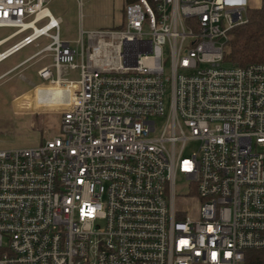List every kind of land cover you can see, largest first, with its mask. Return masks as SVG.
<instances>
[{"label":"built area","instance_id":"1","mask_svg":"<svg viewBox=\"0 0 264 264\" xmlns=\"http://www.w3.org/2000/svg\"><path fill=\"white\" fill-rule=\"evenodd\" d=\"M50 1L0 0V47L22 35L0 62L45 38L30 105L61 128L0 148V264H245L264 247V62L224 49L250 1L128 2L79 49Z\"/></svg>","mask_w":264,"mask_h":264},{"label":"rangeland","instance_id":"2","mask_svg":"<svg viewBox=\"0 0 264 264\" xmlns=\"http://www.w3.org/2000/svg\"><path fill=\"white\" fill-rule=\"evenodd\" d=\"M126 4V0H51L48 7L55 17L61 18V39L69 40L74 49H79L76 42L81 37L82 29L86 31L84 38L88 42V31L120 27ZM14 31V27H0V38ZM21 37L12 39L0 50ZM46 43L43 38L39 45H27L0 63V75L11 70L0 78L1 149L34 147L60 135V115L34 113L30 105L29 92L32 85L40 83L38 70L48 60L45 52L32 56ZM53 72L56 74V68H53ZM196 149L197 144L191 142L185 152L192 153ZM179 184L183 191L188 190L184 182L179 181Z\"/></svg>","mask_w":264,"mask_h":264},{"label":"trees","instance_id":"3","mask_svg":"<svg viewBox=\"0 0 264 264\" xmlns=\"http://www.w3.org/2000/svg\"><path fill=\"white\" fill-rule=\"evenodd\" d=\"M136 0H126L133 2ZM248 20L231 31L224 49V60L233 66L264 62V0L259 7H248ZM245 264H264V247L246 252Z\"/></svg>","mask_w":264,"mask_h":264},{"label":"crops","instance_id":"4","mask_svg":"<svg viewBox=\"0 0 264 264\" xmlns=\"http://www.w3.org/2000/svg\"><path fill=\"white\" fill-rule=\"evenodd\" d=\"M250 2H249V6L250 7H259V6H261L262 5V2H263V0H249ZM122 24V23H121ZM6 37V36H5ZM2 38H4V37H2ZM1 39V38H0ZM9 42V41H8ZM7 42V43H8ZM7 43H5L4 45H6ZM4 45H2V46H4ZM1 46V47H2ZM6 49V48H5ZM5 49H3V50H5ZM3 50H0V52L1 51H3ZM7 59V58H6ZM5 60V59H4ZM3 60V61H4ZM3 61H1V62H3ZM0 62V63H1ZM11 71V70H10ZM10 71H8V72H6V73H9ZM6 73H3L2 75H0V78H2ZM29 97H30V92H29ZM31 98V97H30Z\"/></svg>","mask_w":264,"mask_h":264}]
</instances>
